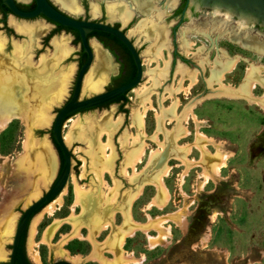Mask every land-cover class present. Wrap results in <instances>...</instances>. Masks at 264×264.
Segmentation results:
<instances>
[{
    "label": "rangeland",
    "instance_id": "374dc122",
    "mask_svg": "<svg viewBox=\"0 0 264 264\" xmlns=\"http://www.w3.org/2000/svg\"><path fill=\"white\" fill-rule=\"evenodd\" d=\"M19 1L23 5L33 3V0ZM51 1L74 18L111 24L119 23V18H123L119 9L133 13L132 8L137 5L142 13L136 17L133 13L135 18L127 31L144 61V78L127 94L128 102L123 107L121 103H113L78 114L65 122L64 137L71 131L74 136L67 143L73 153L72 174L62 208L54 217H44L39 227L40 235L36 240L42 264L64 260L61 255L64 249L71 255L81 256L77 264H98L93 257L96 252L107 259H114V255L109 253L110 240L117 227L125 222L120 211L143 183L142 194L132 204L131 211L137 222H151L148 233L136 232L123 247L127 253L141 259L142 264H264V109L256 102L264 99V88L259 83L255 85V98H248L240 92L230 94L226 90L227 86L238 88L249 69L255 76L258 69L260 77L264 78V37H259L258 33L256 36L245 34L255 30L253 24L234 18L226 10H208L190 3L185 21L177 33V46L171 44L169 47L167 31L179 22L171 15L175 8L173 0H146L151 4L147 11L142 10L136 0H74L75 10L60 0ZM121 22L122 29L126 28L124 19ZM7 24L11 31L0 22V76L17 74L18 78L13 82L14 98L17 99L15 106L28 113L29 118L33 115V121L27 126L14 119L0 131V263L9 261L15 229L25 210L23 195L31 192L32 198H39L53 185L58 175L60 160L52 143L51 130L58 109L70 98L82 52L81 45L73 42V35L65 30L55 33L44 44L54 25L43 17L22 20L10 16ZM29 27H39L42 31L37 35L21 31V28ZM154 27H164L167 33L164 43H159V39L151 34ZM234 31L243 32L244 37L233 34ZM252 42L262 53L242 46ZM96 44L94 38L91 46L95 59L85 76L81 98L92 96L91 92H104L120 81L119 66L110 56L109 63L96 74L100 65ZM160 48L164 53L162 58L155 54ZM175 50L190 60V64L174 57ZM235 60L238 63L231 72L225 73L221 84L209 82L218 63L231 64ZM166 66V78H158L159 83L156 84L150 71L159 72ZM8 67L14 69L7 70ZM182 70L187 75L183 79ZM31 72L29 78L28 73ZM195 75L197 85L176 96L178 107L175 117L171 110L176 99L170 91L181 81L188 87ZM114 76L117 77L112 80ZM94 84L96 89L89 90ZM148 97L155 109L149 111L145 118L146 154L135 171L128 169L124 174L123 164L133 149L130 145L132 140L128 141V137L141 133L134 127L135 112L143 109V102ZM0 102H3L2 98ZM192 105V112L199 122L187 113ZM162 110L167 115L163 131L158 133L157 113ZM109 121L119 123L112 137L116 158L113 173L104 175L103 179L109 186L117 188L119 194L114 204L108 205L104 187L94 173L96 167L86 150L90 135ZM181 125L190 134L176 141L175 135L180 132ZM182 131L180 136L186 134ZM200 135L214 139L215 144L206 142ZM27 141L30 144L28 149L24 148ZM182 146H191L187 158L194 163L185 175L188 166L179 160L187 155L180 149ZM219 152L232 153L233 156L226 161L219 177L205 182L206 173L213 175L212 165ZM163 156H166V162L159 165ZM164 166L171 167L163 178L170 197L167 205L160 209L149 205L154 198H159L153 183ZM73 177L81 186L93 191L96 198L100 190L102 194L96 200L97 204H93L94 210L87 204L84 209H75L83 235L89 233L90 216L87 219V211L107 215L109 211L116 210V228L96 235L95 244L81 239L63 244L64 236L73 230L69 220L74 203ZM158 203L162 204L163 200L158 199ZM42 211L32 219L30 227ZM59 225L50 246L42 244L44 231ZM30 227L25 250L32 264H36L28 251ZM165 233H169L168 238L162 239ZM149 235L155 240L151 242Z\"/></svg>",
    "mask_w": 264,
    "mask_h": 264
},
{
    "label": "bare ground",
    "instance_id": "6f19581e",
    "mask_svg": "<svg viewBox=\"0 0 264 264\" xmlns=\"http://www.w3.org/2000/svg\"><path fill=\"white\" fill-rule=\"evenodd\" d=\"M60 1L62 2V4L67 5L68 7L72 8V10L76 9L75 8L76 5H75L74 0H60ZM136 1L142 10L147 11L148 8L151 7V4H147V2H145L146 0H136ZM176 2H177L176 0H173L172 6H174L176 4ZM127 10L119 9V13L123 16L122 19H124L125 23H128L133 18V13L131 11H127ZM115 14H117V12H115ZM163 28L164 27H154L153 29L150 30L151 34L159 39V43H162L166 38L167 33L164 32ZM21 31L28 32L31 35H37L38 33H40L42 31V29H40L39 27H29L26 29L21 28ZM253 42L248 43V44H244L242 46L247 47L248 49L255 50L259 53H262L261 49H259L257 47V45L254 44ZM95 49H96L98 61L100 63V65L96 69V74H97V72L98 73L101 72L102 68L109 63V58H108V55L106 53L107 51H105L99 44L98 45L96 44ZM155 52H156L155 54L158 53L159 58L163 57V54H164L163 49L160 48L159 50H156ZM41 62H43V58L41 59ZM237 63H238L237 60L232 61L231 64H230V62L218 63L215 67L216 69L212 71V76L210 77L209 82H211V83L216 82L217 84H221L225 73L231 72ZM10 68H12V67H8L7 70H9ZM165 68L166 69L159 71V72L158 71H155V72L150 71L152 79L156 82V84L159 83L158 78H163V79L166 78L168 69H167V66ZM222 68H224V69L219 72L218 70L222 69ZM12 69H14V68H12ZM25 70L27 71V69H25ZM256 70H257V76H255V74H253L254 72L249 69L248 72L246 73V76L243 80V83L238 88L234 89L231 86H227L226 87V90L228 91L227 93L234 94L236 92H240L241 94H244L248 98H255L253 95V89H254L255 85L257 83H259L264 88V78L260 77L261 75L258 73L259 72L258 69H256ZM30 74H32V72L28 73L29 78L31 76ZM181 74H182V79L187 77L186 73L183 70H182ZM16 75L11 73L9 75L8 74L4 75L5 76L4 78L0 76V98L3 99V102H0V131L5 130L8 127V125L14 119L21 120L23 123L27 124V126H28V124L29 125L31 124L30 121L31 122L33 121V119H32L33 115L31 118H29L28 113H25V111H21L20 108L18 109V107L16 108V106H15V104H16L15 100H17V99L14 98L16 96H15V90H14L15 85L13 82L16 81L18 78ZM186 80H188V79H186ZM87 83H88V80H87ZM197 83H198V79L195 75L191 79L188 87H185L183 85V81H181L179 86L174 87L170 91L172 97H174L176 99L175 105H174L173 109L171 110V113L175 117L177 116L176 109L178 107V99L176 96L182 94L183 91H185V90L186 91L191 90L193 87H195L197 85ZM88 89L89 90H95L96 89L95 84L93 87H91V88L89 87ZM145 89H147V87H145ZM256 102L264 109V99L263 100H257ZM193 106L194 105H192L190 107L191 109H189V112H187V113L192 115L193 119L196 122H199V120L196 118L195 114H193V112H192ZM154 109L155 108H154V105L152 103V99L150 97H148L143 102V109L135 112L134 127H136L138 129V131L141 133H139L136 136L133 135L131 137H128V141L132 140L130 142V145L132 144L131 147L133 149H131L130 153L128 154L127 161L123 164V170L122 171L124 172V174L128 172V169H133L135 171L136 166L140 164V162L142 161V159L144 158V156L146 154L147 143H146V139H144L146 137V133H145V129H144L145 124H146L145 118H146L147 113L151 110H154ZM166 115H167V113L163 110L161 111V113L159 111L157 113V119H158V125H159L158 130H157L158 133H159V131H163V128H164L163 123H164V120L166 118ZM44 118H47V117H44ZM44 118H43V120H44ZM30 119H32V120H30ZM186 119H187V117L185 118V120ZM74 125H75V122H74ZM118 128H119L118 121L117 122L116 121H109L108 123H104V125L101 127V130L97 129V131L94 134H92V136L90 135V138L88 137L89 140H88V146H87V150H86L87 154L92 158V163L97 168V169L96 168L94 169V173H95L96 177L101 181V185H103V187H104V192H105L104 197H106V200L108 202V203L107 202H105V203L108 205L114 204V202L117 198V195L119 194L117 188L109 186L106 183L107 181H105L103 179L104 175L113 173L116 155H115V151H114V148L112 145V137ZM92 130L93 129H91V131ZM181 130H183L182 133L185 132L186 134L183 136H180L179 133L181 132ZM179 131H178L179 133L175 135L176 141H180L181 139L186 138L190 134L188 129L184 125H181L179 127ZM158 133H156L155 137H157ZM200 136L201 137L203 136V138L207 140L206 142H209L211 144L212 143L215 144V142H216L212 138L205 137L204 135H200ZM72 137L74 138L73 131L66 134L65 135L66 143L71 141L73 139ZM106 137H107V140L105 141L104 138H106ZM96 142L98 145L94 146L93 144H95ZM29 145L30 144L28 143V141L25 142L24 148L28 149ZM195 147H196V145H195ZM180 149L185 150V152L187 153L186 157L179 159L180 161H182V163L185 166H188V168L185 169L186 171H184V175H185V173L188 172V169L191 168L189 166H192V164H194L190 159L187 158L191 152V146H182V147H180ZM232 156H233L232 153L225 154L223 152H219V154L216 155L217 161L214 162L212 165L213 175H209L208 173H206V175H204L205 176V182L207 180H211V179L213 180V179H215V177H219V173H220L221 169L225 166L226 161L229 158H231ZM170 169H171V167L164 166L162 168L161 173L156 177V180L153 183V185L156 186V189L159 193L158 199H162L163 203L159 204L158 199L154 198L149 206H151V205L157 206L160 209H162L169 202L170 196H169L168 189H167L166 185L164 184L163 178L169 174ZM134 175H136V174H134ZM205 182H203V184ZM73 184H74V203H73V206L71 209L72 213H71L70 218H69V220H71L73 230L70 234L64 236L63 244H67L69 241H71L73 239L88 240L92 244H95V238H96L95 236L96 235L100 234L102 231L110 230V228H113V229L116 228V225L114 224L116 210L111 211V212L109 211V213H107V215H104L102 213L97 214V213H95V211L94 212L92 211L93 213L92 212L90 213L89 211H87L85 213L87 216V219H88V216H90L89 220H88L89 221L88 222L89 233L87 236L83 235L81 232V229L83 227H82V225H78L80 223V221H79L80 217L78 215H76L75 209L77 207L84 209L85 204H87L88 207L90 206V208H91L93 206V204H97L96 200L98 198H100V196H102V194H101V190H100L99 196L97 195L98 197L96 198L95 197L96 194L93 191H91L90 189L85 188L84 186H81L77 182L75 177H73ZM142 187L143 186H141L139 188V190L132 197H130L128 199V201L126 202V207H123L122 211H120L124 217L125 222L123 225L117 227V230L113 233L112 239L110 240L111 247H110L109 253L114 255V259H107L101 253L99 254L97 252L96 253L94 252L95 254L93 257H94V260L98 264H142L141 259L135 257L134 255H132L130 253H127L123 249L124 244L126 243L125 241L128 238L134 237L136 232L142 231L144 233H148V228H149L150 223H151L149 221L150 219L148 220L149 222H147V223L137 222L134 219V217L132 215V211H131L132 204L138 198H140V196L142 194V190H143ZM67 193H68V189L65 188L64 191L61 193V195L58 196L52 203L48 204L43 209V211L34 219L32 225L30 227L28 251H29L30 258L36 264H42L41 255H40V252L38 250L39 244L37 243V240H36V238L40 235L39 227L42 224L44 217H46V216L54 217L56 215V213L60 210V208H62L63 200H64V197L67 195ZM92 208L94 210V207H92ZM91 214H93V215H91ZM182 223L185 226L184 219L182 220ZM160 225H161V223H159V227H161ZM60 226L61 225H59L56 228L48 227L43 233V236L41 238V243L50 246L51 241L54 238V236L57 234L58 228ZM167 234H169V233H167ZM167 234L165 233V235L162 236V239L168 238ZM148 238L150 239L151 242L153 240H155L150 235L148 236ZM160 238H161V236H160ZM61 255L65 259H67L68 261H70L74 264H77L81 260V256L71 255L69 253V251H67L65 249L61 250Z\"/></svg>",
    "mask_w": 264,
    "mask_h": 264
},
{
    "label": "water",
    "instance_id": "95a60500",
    "mask_svg": "<svg viewBox=\"0 0 264 264\" xmlns=\"http://www.w3.org/2000/svg\"><path fill=\"white\" fill-rule=\"evenodd\" d=\"M35 8L33 10H24L20 7L19 0H2V5L7 8L11 16L22 20H34L38 17H44L46 20L59 25L65 29H72L78 32L81 39V49L86 55V61L79 67L78 76L76 79L74 91L71 99L65 104L61 110L56 114L53 127L51 130L52 143L56 150H60L64 164L61 172L51 188L43 192L39 198H32L29 193L24 194L25 210L17 223L15 229L12 251L9 258V264H15L16 256L22 236L29 231L32 219L43 210L48 204L52 203L66 188L68 181L72 174L73 153L68 147L64 133L63 126L67 120L78 114L97 110L99 107L113 102L121 96L128 94L130 91L138 87L144 78V65L142 63L140 54L132 43L130 37L122 30L109 23L100 21H90L84 19H77L60 8H58L51 0H33ZM205 3L213 2L219 8H224L230 15H238V17L245 21H250L253 24L260 23L264 25V0H201ZM94 32L108 34L119 42H121L132 56L136 67V76L128 83L118 86L112 90H106L101 93H93L90 97L81 98L82 88L85 76L89 72L95 54L91 43L94 37L89 36ZM96 43L103 49L102 43L96 39ZM33 131V128H32ZM166 162V156L160 160L159 165ZM142 182V181H141ZM144 186V183L139 185V188ZM51 264H74L67 259L59 260Z\"/></svg>",
    "mask_w": 264,
    "mask_h": 264
},
{
    "label": "flooded vegetation",
    "instance_id": "af4514ba",
    "mask_svg": "<svg viewBox=\"0 0 264 264\" xmlns=\"http://www.w3.org/2000/svg\"><path fill=\"white\" fill-rule=\"evenodd\" d=\"M177 2H176V4H175V8H174V10H173V12H172V17L173 18H177V19H179V22L173 27V28H170L167 32H168V37H167V39H168V43H167V45L170 47L171 46V44H172V46L173 47H176L177 46V40H176V38H177V33H178V30H179V28H180V25L181 24H183L184 23V21H185V16H186V13H187V10L190 8V3H193V4H198L199 6H200V8H205V9H208V10H210V9H212V8H217V9H219V10H225L224 8H219L217 5H215L213 2H208V3H205V2H203V1H201V0H176ZM34 2V1H33ZM124 6V5H123ZM23 9V8H22ZM25 10V9H24ZM33 10V9H32ZM132 10H133V13H134V15H135V17L137 16V15H139L140 13H142L140 10H139V8L137 7V5L135 6V7H133L132 8ZM192 11L194 12V8H192ZM148 13H149V11H148ZM11 16V14H10V12H5L3 9H1L0 8V22L3 24V26H6V30H9V31H11L10 30V28L8 27V19H9V17ZM233 16H234V18H239L238 17V15H236V14H233ZM119 17V16H118ZM135 17H133L132 18V20L131 21H129L128 23H127V26H126V28H124V29H122V19L121 18H119V23H116V24H111V23H109V24H111V25H113V26H115V27H117V28H119V29H122L128 36H129V34H128V31H127V29L129 28V26L132 24V22L134 21V18ZM44 18V17H43ZM240 19V18H239ZM48 21V20H47ZM48 22H50V21H48ZM100 22H103V21H100ZM51 23V22H50ZM105 23V22H104ZM246 23H248V24H253L252 22H250V21H246ZM51 24H53L54 25V29L51 31V33L49 34V36L47 37V38H45L44 39V44L47 42V41H50V39H51V37H52V35L53 34H55V32H57V30L59 29V25H56V24H54V23H51ZM253 29H255L252 33L250 32V31H248L249 33H245V34H250V35H252V36H256L255 34H257L258 33V36L259 37H264V25H262V24H260V23H257V24H253ZM72 34V33H71ZM233 34H238V35H240L241 37H244V33L243 32H236V31H234L233 32ZM73 35V34H72ZM257 36V37H258ZM73 37H74V41L73 42H75V35H73ZM114 38V37H113ZM150 38H152V37H150ZM131 39V38H130ZM152 39H154V38H152ZM98 40V39H97ZM117 40V39H116ZM99 41V40H98ZM131 41H132V43H134V41L131 39ZM100 42V41H99ZM101 43V42H100ZM135 44V43H134ZM103 45V47H104V50L105 51H107L106 53H107V55L108 56H110V57H112V58H114V60H115V62L118 64V66H119V78H118V80H120L118 83H116L115 85H112L110 88H108L107 89V91L108 90H112V89H114V88H116V87H118V86H121V85H124V84H126V83H128V82H130V81H125V80H123L122 78H121V76H124V74H125V72H124V70L126 69V67H127V65H128V63H132V64H134V62H133V59H132V56H131V54L129 53V51L127 50V48L121 43V42H119L118 40H117V42L116 41H113L112 39H108L107 41H106V44H102ZM136 46V45H135ZM137 48V47H136ZM138 50V49H137ZM138 52H139V54H140V51L138 50ZM173 55H174V57H180L181 59H182V61H184V63H186V64H190V60H188L187 58H185V57H183V56H181L179 53H178V51L177 50H175L174 51V53H173ZM140 57H141V60H142V63H143V65H144V61H143V59H142V56H141V54H140ZM81 63H82V55H81V58H80V61H79V67L81 66ZM134 66H135V64H134ZM185 66V65H184ZM136 68V67H135ZM78 71H79V69H78ZM77 76H78V72H77V74H76V79H77ZM136 76V75H135ZM117 76H114L113 78H112V80L113 79H115ZM76 79H75V82H74V84H73V87H72V89H71V94H70V98L67 100V102L65 103V104H67L68 102H69V100L71 99V97H72V94H73V91H74V87H75V83H76ZM126 96H127V94H126ZM120 98V97H119ZM117 100V99H116ZM116 100H114L113 102L114 103H118V102H115ZM113 102H111V103H108V104H106V105H104V106H101V107H99L98 109H101V108H105V107H107V106H109L110 104H113ZM122 103V102H121ZM64 104V105H65ZM63 105V106H64ZM61 110V108L60 109H58V111H57V113L59 112ZM51 138H52V136H51ZM57 151V153H58V156H59V160H60V167H59V172H58V175H57V177H56V179H55V181L57 180V178H58V176H59V174H60V172H61V169H62V167H63V162H62V158H61V151L60 150H56ZM55 181H54V183H55ZM53 183V184H54ZM53 186V185H52ZM51 186V187H52ZM50 187V188H51ZM27 233H28V231L27 232H25L24 233V235L22 236V239H21V243H20V245H19V248H18V252H17V256H16V261H17V259L18 258H20V256L22 255V253H20L21 252V250H23V240H24V238H25V240H26V236H27ZM11 249H12V247H11ZM25 252H26V250H25ZM20 254V255H19ZM25 256H26V258H27V261H29L30 263H32L31 262V260L29 259V257H28V255H27V253L25 254ZM16 261H15V264H16ZM0 264H9V261H7V262H1Z\"/></svg>",
    "mask_w": 264,
    "mask_h": 264
},
{
    "label": "trees",
    "instance_id": "16d2710c",
    "mask_svg": "<svg viewBox=\"0 0 264 264\" xmlns=\"http://www.w3.org/2000/svg\"><path fill=\"white\" fill-rule=\"evenodd\" d=\"M20 7L25 9V10H32V9L35 8V3L33 2L30 5L20 4ZM0 8L3 9L5 12H9V10L2 5V0H0ZM62 30L68 31V32L72 33L73 35H75V39H76L75 43L76 44H80L81 43V39H80V36H79L78 32H76V31H74L72 29H65V28L59 26V29L55 33H59ZM92 37L98 39L102 44L103 43L106 44V41L108 39H112L113 41L117 42V40L115 38H113L112 36H110L108 34L100 33V32L92 33L89 36V38H92ZM81 55H82V63H81V65H82L83 63H85L87 57L84 54L83 50L81 52ZM124 72H125V74H124V76H121V78L123 80H125V81H131L136 75V68H135L134 64L128 63V65H127L126 69L124 70ZM115 102H118V103L122 102L121 103V107H123L125 105V103L128 102V99H127L126 95H124V96H121L120 98H118ZM61 158H62V162L64 163V158H63L62 153H61ZM20 253H22V255L20 256V258L17 259L16 264H32L29 261H27V258L25 256V254H26V252H25V238L23 240V250H21Z\"/></svg>",
    "mask_w": 264,
    "mask_h": 264
},
{
    "label": "crops",
    "instance_id": "0c3cea01",
    "mask_svg": "<svg viewBox=\"0 0 264 264\" xmlns=\"http://www.w3.org/2000/svg\"><path fill=\"white\" fill-rule=\"evenodd\" d=\"M143 187H144V186H143ZM143 187H142V188H143ZM138 190H139V189H138ZM134 194H135V193H134ZM134 194H133V195H134ZM133 195H132V196H133ZM132 196H131V197H132Z\"/></svg>",
    "mask_w": 264,
    "mask_h": 264
}]
</instances>
